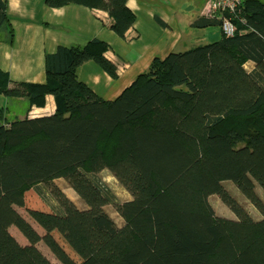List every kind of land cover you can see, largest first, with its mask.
Instances as JSON below:
<instances>
[{
	"label": "trees",
	"instance_id": "1",
	"mask_svg": "<svg viewBox=\"0 0 264 264\" xmlns=\"http://www.w3.org/2000/svg\"><path fill=\"white\" fill-rule=\"evenodd\" d=\"M128 0H46L108 13L111 30L125 39L136 21ZM6 0H0L1 33L13 40ZM236 34L184 53L155 59L112 102L80 82L76 70L93 61L112 79L118 69L98 40L86 47L58 48L46 56V84L23 85L32 106L50 116L9 121L0 107V264H52L38 249L44 243L61 264H264V2L241 0L230 15ZM200 19L194 28L220 27ZM248 62L254 63L251 71ZM0 71V95L17 97ZM109 170L131 194L120 203L98 174ZM65 179L87 209L80 210L58 188L51 213L30 211L40 234L15 207L42 184ZM235 183L259 210L256 221L225 191ZM213 195L238 220L216 217ZM45 200V199H43ZM114 205L119 228L104 208ZM15 227L22 246L9 232ZM57 232L79 257L59 244Z\"/></svg>",
	"mask_w": 264,
	"mask_h": 264
},
{
	"label": "crops",
	"instance_id": "2",
	"mask_svg": "<svg viewBox=\"0 0 264 264\" xmlns=\"http://www.w3.org/2000/svg\"><path fill=\"white\" fill-rule=\"evenodd\" d=\"M211 1L128 0L126 7L136 21L122 39L111 30L113 21L105 11L76 4L51 8L46 0H6L13 40L8 39V33H1L5 40L0 41V71L9 80L8 90L21 92L9 100L25 99L23 85L46 84L47 55L55 54L60 47L84 48L98 40L109 47L105 55L116 65L118 79H112L93 61L80 66L76 76L100 99L115 101L155 59H165L170 53H184L222 39L220 27H193L200 19H211ZM246 65L251 67L249 71L255 66L252 62ZM3 98L6 96L0 95V107ZM54 112V99L47 96L44 107L32 106L29 116L24 118L15 113L11 121L50 116Z\"/></svg>",
	"mask_w": 264,
	"mask_h": 264
},
{
	"label": "rangeland",
	"instance_id": "3",
	"mask_svg": "<svg viewBox=\"0 0 264 264\" xmlns=\"http://www.w3.org/2000/svg\"><path fill=\"white\" fill-rule=\"evenodd\" d=\"M196 46H200L199 44ZM194 46V47H196ZM246 70H250L251 67L246 65ZM15 97V96H14ZM16 98V97H15ZM3 109L9 110L7 118L11 121L14 114H18L21 118L24 116H29L30 111H27L29 103L25 98L23 101H15L14 99H10L6 97L3 98L2 101ZM7 107V108H6ZM17 110V112H15ZM99 178L102 182L112 191V193L116 196L117 200L120 203H125L132 200L131 194L120 184V182L114 177V175L107 169L103 170L98 174ZM225 191L239 204V206L254 220L258 221L262 219V215L258 209H256L242 194L239 187L230 181H226L223 184ZM42 190L45 192L43 196V200L36 192L35 188H32L25 194V205L24 207H15L17 213L23 217L28 223H30L40 234H43L42 229L36 224V222L32 219L29 212L30 211H39L49 210L52 212V209L49 206V203L54 199L52 197V193L54 191L53 188H58L63 194L70 199L80 210L87 209L86 204L79 198L75 191L70 187V184L67 180L61 178L56 179L53 183L42 184ZM255 192L262 200L264 204V191L260 188L258 184L255 183ZM38 195V196H37ZM44 202V203H43ZM209 203L211 204L213 211L216 217L221 219L228 220H238L237 215L222 201L221 197L218 195H213L209 198ZM105 212L114 220L116 225L119 228H123L125 225L124 220L120 217L117 212V209L114 205H108L104 208ZM44 213V212H43ZM9 232L11 235L17 240V242L22 245H28L27 240L23 237V235L15 228L11 227ZM53 236L59 242V244L64 248V250L76 261L80 262L79 257L68 247V245L64 242V240L60 237L59 234L54 233Z\"/></svg>",
	"mask_w": 264,
	"mask_h": 264
},
{
	"label": "built area",
	"instance_id": "4",
	"mask_svg": "<svg viewBox=\"0 0 264 264\" xmlns=\"http://www.w3.org/2000/svg\"><path fill=\"white\" fill-rule=\"evenodd\" d=\"M209 5V17L220 21L222 34L229 38L234 37L237 29L229 16L237 11L241 5V0H212Z\"/></svg>",
	"mask_w": 264,
	"mask_h": 264
},
{
	"label": "bare ground",
	"instance_id": "5",
	"mask_svg": "<svg viewBox=\"0 0 264 264\" xmlns=\"http://www.w3.org/2000/svg\"><path fill=\"white\" fill-rule=\"evenodd\" d=\"M37 249L49 260L52 264H61L50 252V250L45 246L44 243H39Z\"/></svg>",
	"mask_w": 264,
	"mask_h": 264
}]
</instances>
